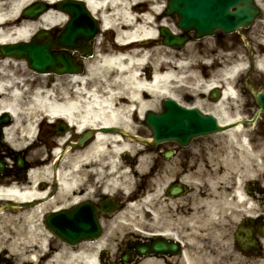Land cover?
<instances>
[{"label": "bare ground", "instance_id": "6f19581e", "mask_svg": "<svg viewBox=\"0 0 264 264\" xmlns=\"http://www.w3.org/2000/svg\"><path fill=\"white\" fill-rule=\"evenodd\" d=\"M32 1L34 0H0V45L26 41L38 28L58 26L66 20V14L54 7L36 19L24 18L21 10ZM258 1L264 5V0ZM86 2L101 18L103 29L116 34V40L104 47L108 53L100 57L98 53L96 58L87 61L86 75H70L66 85H62L60 82L62 77H58L57 82L48 87L43 75L31 77L32 71L27 68L23 59L2 55L0 52V115L6 113L12 116V121L5 127V132L6 139L14 147L25 146L27 140L34 136L38 118L43 115H62L79 129L83 127L87 129L89 125L98 126L102 123L120 125L134 132L138 124L130 116L135 114L143 116L145 110L157 108L161 98L173 97L182 100L183 93H193L198 89L207 92L219 83H225L223 97L210 110L222 122L232 119L228 110L229 100L236 97L232 81L240 70L245 68L246 63H236L221 70V78L202 79L193 70L195 67L191 65V61L183 59L181 53L165 46L148 48L146 45L145 40L158 37V30L154 24L162 13L164 1L86 0ZM144 8L147 10L138 14V11ZM168 21V17H163L160 24L170 25ZM261 41L264 42V39ZM259 66L264 69V55ZM188 71L190 72L187 73ZM196 105L201 106L199 100ZM240 132L242 131L232 130L227 133L233 149L238 148V152L234 153L233 149H228L226 155L220 159V166L210 168L208 173L210 177L203 178L208 185L209 193L201 199V203H205L202 212L211 215L216 225L223 222L221 217H216L218 212H228L232 221L241 213L255 214L260 207L258 197L252 191L253 187L248 186L246 190L243 184L250 172L252 176L256 172L259 174L264 172L261 170L264 167L263 162L259 161L263 151H255V148L250 150L248 139L245 135L242 137ZM78 133L72 130L73 137L70 138L75 139ZM66 138L67 133L58 137L56 149L61 147ZM137 148L118 132L97 129L93 141L85 147H73L63 159L59 171L61 179L59 197L63 199L59 205L72 204L84 198L80 194L85 192V176L89 174L96 177L95 179L106 180L107 189L112 187L120 189L126 200H133L135 197L132 189L133 176H140L143 179L150 177V172L145 171L143 166L145 157L139 156L137 165L130 167L135 160L131 158V153ZM221 152L223 153V150ZM43 153L44 149L41 147L32 151V156L36 158L34 164H44L31 170L33 185L22 186V183H19L0 187V199L21 201L41 193L37 182L51 176L50 166L45 165L51 155L45 159L40 158ZM138 154L139 150L136 151V155ZM240 170L244 173H239ZM194 174L195 172L189 171L182 177L191 182ZM154 178L153 192L150 194L152 200L146 196V199L127 203L124 211L104 223L107 232L101 239L89 241V246L82 244L77 249L59 248L49 259L48 264H104L99 252L110 251L107 247L111 245V239L118 241L137 229L149 226L150 211L153 212L154 219L160 215V207L168 199L160 201L163 184L158 177ZM256 187L261 188L259 184H256ZM177 203L180 214L178 227L199 218L198 210L202 208L194 207L188 220V216H185L188 212L184 208L186 206L184 198L180 196ZM44 207L45 205H40L30 212L24 211L19 215L8 216L1 222L0 246L10 245L9 255L12 256L10 261H16L22 255L24 259H37V254L47 248L48 238L39 239L40 227L35 223L36 215L40 214ZM12 227L15 228L14 235L7 237L4 232L10 230L13 232ZM17 234L20 236L19 242L16 239ZM160 234L178 238V234L172 232V227H164ZM203 240L206 242L207 239ZM188 241L199 250L193 254L189 243L186 244L183 259L187 264H224L223 260L227 255L223 253H227L228 248L222 250L217 248L206 253L204 251L206 243L200 249L199 239L189 238ZM234 253L239 264L247 263L245 258L240 257L235 251ZM143 264L162 262L158 259H147Z\"/></svg>", "mask_w": 264, "mask_h": 264}, {"label": "water", "instance_id": "95a60500", "mask_svg": "<svg viewBox=\"0 0 264 264\" xmlns=\"http://www.w3.org/2000/svg\"><path fill=\"white\" fill-rule=\"evenodd\" d=\"M169 7L166 13L178 15L177 25L184 31L178 35L172 34L169 30L163 29L172 43L182 45L190 39L188 33L195 32L196 37L213 33L217 28L225 31H232L244 25L250 24L259 13V7L254 0H169ZM60 7L68 11L71 21L68 30L60 38V42L54 44L51 40L43 41L45 33H40L31 43H17L4 47V52L21 57H27L30 66L39 71H53L58 73L78 71L74 65V59L69 53L54 52L60 43L69 49H80L84 53H92L90 42L96 32V20L92 17L85 5L77 0H65L60 2ZM46 7L38 4L25 12L28 14H39ZM61 46V47H62ZM81 71V70H79ZM164 111L156 113L149 111L146 122L152 128L155 141L173 139L178 142H187L193 137L218 132L225 127L219 125L217 119L211 114H205L198 108H187L180 105L173 98H166L163 101ZM151 141V139H142ZM7 207L1 205L0 211ZM15 208V206H11ZM75 211L79 213L80 209ZM92 211V210H91ZM95 210L93 208V222L89 229L99 232V225L96 223ZM54 233L77 241V230L69 228H51ZM91 234V235H95ZM74 237H77L74 239ZM82 237V236H80Z\"/></svg>", "mask_w": 264, "mask_h": 264}, {"label": "flooded vegetation", "instance_id": "af4514ba", "mask_svg": "<svg viewBox=\"0 0 264 264\" xmlns=\"http://www.w3.org/2000/svg\"><path fill=\"white\" fill-rule=\"evenodd\" d=\"M248 35L250 38V46L253 49V55L258 58L264 52V43L256 38L257 32L254 27L248 31ZM216 43L224 47H227V43H231V47L237 50L239 46L241 47V38L239 34H233L230 35V37L228 36L223 39H216ZM252 82L256 85H264V71L254 67L250 77L248 75V71L246 70L236 80V86L239 88L242 96L244 97L243 108L246 109L249 113H251V111H253V109L255 108L254 98L249 90V85H251ZM249 131L250 136H252V134H255V137L260 138L264 143V117L256 124L255 127L250 128ZM204 145L205 143L200 141L194 143L192 147L197 146L198 148H202ZM5 148H7V151L5 150ZM191 148H180L177 145L173 144H162L151 148V150H153L154 152L155 158L152 163L151 173L154 177H158L162 182L165 179L164 175H166V171L168 170L172 172V170L169 168V165H172V160L174 158L181 159L182 164H178V171L182 172H177V174L174 178L171 179V181L174 179L176 181L182 179V183L184 185L182 197L184 198L186 205L184 208L188 213L192 212L191 209H193L194 207L200 206L198 197H193L190 194L193 190V186L191 187L189 183L184 180L185 178L182 177L183 174L186 175L188 173L191 160L194 161L195 166L198 163L199 157L195 152L191 150ZM169 151L171 152L170 158H167V154L169 153ZM9 156L13 157V152L8 150V142L4 139V135L2 134L0 139V159L3 160L4 170L0 172V183L9 184L12 182H24L26 184H30L31 179L29 177V173L32 167V163L26 159V164L24 165V167L19 169L15 164H13V162L7 160V157ZM48 183H50V181L42 180L39 184V188L43 191L46 190V188H48V190H51L52 187L48 185ZM84 193L86 194V201L89 205V178L86 181V188ZM172 209L173 208H170L167 212L165 210H162L160 215L155 218V220L152 222L151 236H149L150 238L138 236L134 240L125 239L120 244L117 254H114L112 261L118 264H141L147 258H151L158 259L160 262H162V264H186L185 260L183 259V252L186 249V244L189 243V227L187 226V224H185L184 226H177L180 224L178 220V217L180 215L179 210H177V207V214L175 215ZM49 210L50 209H47L46 211ZM185 216H188L189 218V214ZM164 227H172V232L177 233L178 238L171 236L166 237L163 234L161 235L160 232H163ZM258 239L259 237L257 236V244L250 248V252L252 254L263 253V249L259 245ZM147 241H160L162 243H165L166 247L162 252L160 250L154 249L153 252L149 253V257H144L147 255L141 256L138 254V252H132L131 257L128 260L124 258L125 254H127L129 251L135 250L138 243H146ZM174 241L179 243L175 248L170 245V243ZM191 250L192 253L195 254V250ZM104 256L107 257V254L104 253Z\"/></svg>", "mask_w": 264, "mask_h": 264}, {"label": "rangeland", "instance_id": "374dc122", "mask_svg": "<svg viewBox=\"0 0 264 264\" xmlns=\"http://www.w3.org/2000/svg\"><path fill=\"white\" fill-rule=\"evenodd\" d=\"M170 24H171V21L169 20L168 21ZM156 27H158V24H157V22H156ZM171 28L172 29H174L175 31H178V29H177V27L174 25V21L172 22V25H171ZM108 39H110V36L108 35V33L106 32V35H105ZM103 38H104V34L103 35H100L99 36V40L100 41H103ZM108 39H106V41L104 40L103 41V43L102 44H97V48L99 49V48H102V49H104V47L107 45H109V43H108ZM210 44V45H212L213 44V39H207V40H204L203 42H199L198 44H196V43H189L187 46H186V48H184V50H182L181 51V54L183 55V57L184 56H188V55H191V56H194V57H196L197 58V46L195 47V48H193V45L195 46V44L196 45H198V46H204V44ZM193 44V45H192ZM191 46H192V48H191ZM199 49H202V48H199ZM203 50H204V48H203ZM102 51H100V53H101ZM186 52V53H185ZM226 53H228V54H230L229 52H225V54ZM188 59L189 58H187L186 60L188 61ZM195 59V58H194ZM32 76H35V74L34 73H31V77ZM43 77V80H45V81H47L49 84H54L55 82H57V78L58 77H56V76H42ZM56 77V78H55ZM62 78H61V81L60 82H62L63 84L62 85H66V83H67V79H68V77H67V75H63V76H61ZM159 103H160V101H159ZM185 103L186 104H193V102H186L185 101ZM234 114H237V111H234L233 112ZM207 139H212V138H207ZM213 139H215V140H218L219 142L218 143H222V144H227V142L229 141V139H228V137L226 136V134H220V135H218V136H215V137H213ZM40 140V139H39ZM51 141H52V139H51V137H49V142L51 143ZM38 143V147H43L44 149H48L49 147H48V145H46L45 144V142H40V141H38L37 142ZM229 143V142H228ZM29 155H30V153H29ZM47 154H45V156H46ZM149 156H150V159H151V155L149 154ZM149 156L148 155H146V157H148L149 158ZM214 159H216V158H214ZM210 163H212V160H211V162ZM241 172H243L244 173V171H242V170H240L239 171V173H241ZM250 175H248V177L249 176H251V174H252V172H250L249 173ZM247 176V175H246ZM248 177H246V178H248ZM203 188H205V190L207 189V187L205 186V187H203ZM19 214H21V213H19V211H10V210H8V211H5V212H3L2 214H0V224H1V222L2 221H4L5 220V218L6 217H8V216H12V215H19ZM16 217V216H15ZM241 217V216H240ZM240 217H238L237 219H236V221L235 222H232V223H229L228 224V222H226L225 223V227H224V232H226L227 234H229V236H230V240H232V231L234 230V228H235V224L238 222V220L240 219ZM38 218H40V221H42V217H41V215L40 216H38ZM228 224V225H227ZM42 227H44L43 225H42ZM13 228V232H12V230H10L9 232H4V234L8 237V236H13L14 235V231H15V228L14 227H12ZM220 231V229H219V227L217 226V227H215V229L214 228H210L209 230H207V232H209L210 231V234H211V236H213V237H216L215 239H217V237L219 236L218 235V232L217 231ZM39 233H38V235H39V239L40 238H42V237H50V233H49V230H47L46 228L44 229V228H39ZM221 232H222V230H221ZM49 233V234H48ZM19 235L17 234L16 235V239H17V241L19 242ZM221 244V243H220ZM11 251V247H10V245H2V246H0V257H2V259L0 260V262L1 261H3L4 259H3V257H5V259H7V261L9 262V263H18V264H25L26 262H28L27 260H25L24 259V257H23V255L22 256H20L16 261H10V259H12V256H10L9 255V252ZM237 259V258H236ZM1 263H3V262H1ZM0 263V264H1ZM6 263V261L4 260V264ZM239 264V263H238Z\"/></svg>", "mask_w": 264, "mask_h": 264}]
</instances>
